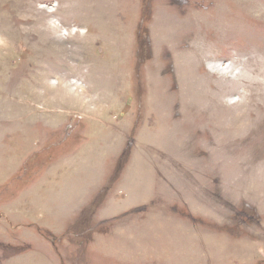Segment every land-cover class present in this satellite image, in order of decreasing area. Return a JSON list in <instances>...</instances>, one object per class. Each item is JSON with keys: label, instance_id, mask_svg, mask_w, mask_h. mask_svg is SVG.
<instances>
[{"label": "rangeland", "instance_id": "rangeland-1", "mask_svg": "<svg viewBox=\"0 0 264 264\" xmlns=\"http://www.w3.org/2000/svg\"><path fill=\"white\" fill-rule=\"evenodd\" d=\"M0 264H264V0H0Z\"/></svg>", "mask_w": 264, "mask_h": 264}]
</instances>
